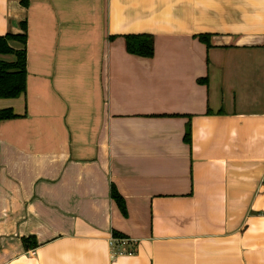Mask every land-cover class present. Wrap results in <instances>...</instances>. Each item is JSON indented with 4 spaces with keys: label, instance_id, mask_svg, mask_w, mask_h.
Segmentation results:
<instances>
[{
    "label": "crops",
    "instance_id": "obj_1",
    "mask_svg": "<svg viewBox=\"0 0 264 264\" xmlns=\"http://www.w3.org/2000/svg\"><path fill=\"white\" fill-rule=\"evenodd\" d=\"M24 1L0 0V36L26 24L0 264H264V0Z\"/></svg>",
    "mask_w": 264,
    "mask_h": 264
},
{
    "label": "trees",
    "instance_id": "obj_2",
    "mask_svg": "<svg viewBox=\"0 0 264 264\" xmlns=\"http://www.w3.org/2000/svg\"><path fill=\"white\" fill-rule=\"evenodd\" d=\"M24 4L26 1L21 0ZM22 33L0 36V55H12V61H5L0 59V98H16L23 94L26 85V24L25 21L20 23ZM201 40L208 43V36L201 35ZM11 40H16L21 43V47L16 49L10 45ZM127 49L130 53L150 57L154 53V38L152 35H128ZM16 114L11 109H0V121L15 117ZM185 140L191 141V127L187 126L185 133ZM112 196L117 201L122 212L126 213L125 202L122 195L113 186ZM26 238L24 242L26 243Z\"/></svg>",
    "mask_w": 264,
    "mask_h": 264
},
{
    "label": "built area",
    "instance_id": "obj_3",
    "mask_svg": "<svg viewBox=\"0 0 264 264\" xmlns=\"http://www.w3.org/2000/svg\"><path fill=\"white\" fill-rule=\"evenodd\" d=\"M130 242V239L126 238V237H119V238H115V237H112L111 238V245L114 249V252H117V253H122V246L129 243Z\"/></svg>",
    "mask_w": 264,
    "mask_h": 264
}]
</instances>
